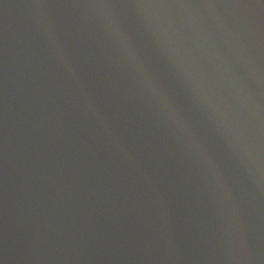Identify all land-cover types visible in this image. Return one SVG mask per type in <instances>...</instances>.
<instances>
[{
  "label": "water",
  "instance_id": "water-1",
  "mask_svg": "<svg viewBox=\"0 0 264 264\" xmlns=\"http://www.w3.org/2000/svg\"><path fill=\"white\" fill-rule=\"evenodd\" d=\"M107 264H264V188L185 201L147 224Z\"/></svg>",
  "mask_w": 264,
  "mask_h": 264
},
{
  "label": "clouds",
  "instance_id": "clouds-1",
  "mask_svg": "<svg viewBox=\"0 0 264 264\" xmlns=\"http://www.w3.org/2000/svg\"><path fill=\"white\" fill-rule=\"evenodd\" d=\"M100 14L103 18L104 26L114 41L122 58L128 64L130 69L135 73L137 80L143 89L144 93L151 98L153 103L159 109L164 119L168 120L175 131V133L185 138L190 147L202 157L204 150L195 137L192 136L188 125L176 111L175 106L167 97L166 93L161 88L159 81L151 74L143 58L135 47V44L128 33L116 20L112 9L107 4L98 6ZM168 43L172 46V51L183 62V67L189 78L193 80L199 87L202 94L209 99H212L213 82L210 73H215L217 77L223 78L230 85L236 86L239 83L238 77H235L228 66L225 64L223 57L215 50H208L204 55L208 58L207 66L202 65L195 57L183 48L181 38L176 33H170L167 36ZM241 61L244 63L249 73L256 75V69L251 61V58L242 51H237ZM63 57L62 52L60 53ZM67 64V60L65 59ZM92 108V105L89 104ZM93 111H95L93 109ZM99 119V113H96Z\"/></svg>",
  "mask_w": 264,
  "mask_h": 264
}]
</instances>
